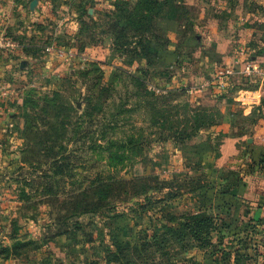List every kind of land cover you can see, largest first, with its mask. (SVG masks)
I'll list each match as a JSON object with an SVG mask.
<instances>
[{
	"label": "rangeland",
	"instance_id": "rangeland-1",
	"mask_svg": "<svg viewBox=\"0 0 264 264\" xmlns=\"http://www.w3.org/2000/svg\"><path fill=\"white\" fill-rule=\"evenodd\" d=\"M23 3L0 11V264H105L199 212L209 243L170 244L174 264H264V138L243 107L264 0Z\"/></svg>",
	"mask_w": 264,
	"mask_h": 264
},
{
	"label": "trees",
	"instance_id": "trees-1",
	"mask_svg": "<svg viewBox=\"0 0 264 264\" xmlns=\"http://www.w3.org/2000/svg\"><path fill=\"white\" fill-rule=\"evenodd\" d=\"M110 155L113 154L110 153ZM108 195L106 194V197ZM140 206L143 205L140 204ZM82 211L83 213L87 212L86 209ZM213 229H215V224H213L211 216L204 212L190 214L180 224L179 228L167 226L165 231L161 233L158 230H154L151 234H145L138 241H114L115 249H108L103 261L105 264H174L172 259L175 256L170 251V244L179 245V250L185 251L191 245V240L194 239L198 247H204L209 243L210 232ZM186 234H188V240ZM172 250L177 252L173 246ZM97 263V261L91 260L86 264Z\"/></svg>",
	"mask_w": 264,
	"mask_h": 264
},
{
	"label": "crops",
	"instance_id": "crops-1",
	"mask_svg": "<svg viewBox=\"0 0 264 264\" xmlns=\"http://www.w3.org/2000/svg\"><path fill=\"white\" fill-rule=\"evenodd\" d=\"M12 1L13 0H0V11H2V13L4 15L6 13L9 16L17 14V13H21V14L25 13V11H24L25 10V7H24L25 3H23V0L16 1L17 6H14V3H12ZM31 14H33V12ZM254 59H253L254 62H256L257 65L260 66V68L264 72V49L259 48L256 55H254ZM20 62H22V61L20 60ZM0 70L2 72L1 66H0ZM263 77H258V79L263 80V82H264ZM253 94H254L253 101H252L254 104L253 107H250V104L243 106V107L246 110L245 114L250 113V115H252L251 117L256 118V120L252 124L246 123L244 125V129L245 130H251V132H253L254 144H260L264 138V85H261L259 90L257 89V92H254ZM251 109H253L252 113H251Z\"/></svg>",
	"mask_w": 264,
	"mask_h": 264
},
{
	"label": "built area",
	"instance_id": "built-area-1",
	"mask_svg": "<svg viewBox=\"0 0 264 264\" xmlns=\"http://www.w3.org/2000/svg\"><path fill=\"white\" fill-rule=\"evenodd\" d=\"M14 47H15V43L14 42H12V41H4V40H2L1 38H0V48H4V49H14ZM45 50L47 51V52H49V53H52V52H54V53H56V54H63L64 53V51L63 50H60V49H54L52 46H46L45 47ZM249 69H250V66H247L246 67V70L247 71H249Z\"/></svg>",
	"mask_w": 264,
	"mask_h": 264
},
{
	"label": "water",
	"instance_id": "water-1",
	"mask_svg": "<svg viewBox=\"0 0 264 264\" xmlns=\"http://www.w3.org/2000/svg\"><path fill=\"white\" fill-rule=\"evenodd\" d=\"M24 64H25V61H22V62H21V66L23 67V66H24Z\"/></svg>",
	"mask_w": 264,
	"mask_h": 264
}]
</instances>
